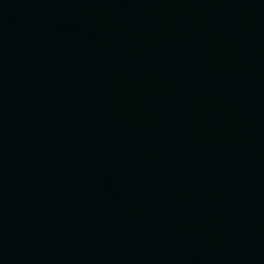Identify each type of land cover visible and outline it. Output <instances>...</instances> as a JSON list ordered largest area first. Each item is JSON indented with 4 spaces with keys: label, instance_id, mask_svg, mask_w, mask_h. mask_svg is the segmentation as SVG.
<instances>
[{
    "label": "water",
    "instance_id": "1",
    "mask_svg": "<svg viewBox=\"0 0 264 264\" xmlns=\"http://www.w3.org/2000/svg\"><path fill=\"white\" fill-rule=\"evenodd\" d=\"M0 264H264V0H0Z\"/></svg>",
    "mask_w": 264,
    "mask_h": 264
}]
</instances>
